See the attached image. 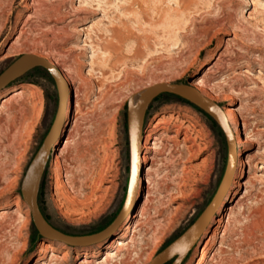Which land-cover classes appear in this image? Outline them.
<instances>
[{
    "label": "rangeland",
    "instance_id": "374dc122",
    "mask_svg": "<svg viewBox=\"0 0 264 264\" xmlns=\"http://www.w3.org/2000/svg\"><path fill=\"white\" fill-rule=\"evenodd\" d=\"M248 1L0 0V73L19 56L35 53L56 60V65L71 80L73 72L66 68L68 64L79 68L84 76L88 71L74 60L80 53L91 56V50L83 45L91 44L94 53H105L100 58L97 54L95 66V78L100 77L102 88L96 92L97 81L88 82L92 89L86 88L88 98L81 102V112L75 118L69 98L65 133L51 151L42 178L38 206L52 228L66 235H89L105 228L119 214L128 192L131 167L129 112L137 93L156 83L190 85L202 78L200 89L219 106L231 104L239 128L252 138L237 152L253 155L256 164L264 159V0H256V7ZM164 12L174 16L175 24L169 30L158 24V15ZM82 27L88 29L87 37L77 32ZM21 28L22 34L16 40ZM10 89H20L21 94L2 107L0 101V211H5L0 215V264H33L45 239L33 225L20 195V183L54 123L59 102L54 81L43 67L27 71L0 94L7 96ZM157 121L170 122V136L180 124L187 128V134L195 138L201 152L184 166L198 167L180 187L181 195L174 198L186 155L179 154L172 163L166 150L165 156H159L154 165L148 161L145 166L155 168L158 176L149 189L151 202L145 204L147 218L123 238L124 247L101 263L107 243L119 236L122 224L110 239L72 247L97 248L94 259L101 264H149L200 216L226 172L225 137L203 110L174 94H160L146 111L143 135H148L147 146H152L153 137L162 131L152 130ZM72 138L79 146L69 144L70 152L65 154L69 161H64L58 148ZM55 156L60 165L65 164L61 165L63 176L68 167L80 185L84 182L89 185L105 157L107 180L103 187L109 188L108 200L92 205L84 216L62 218L58 214L63 201L55 182ZM247 178L245 174L240 182L244 185ZM252 179L254 188L249 190V196L253 201L249 200L247 205L252 211L261 210L252 219L238 212L230 219L224 235L220 227L204 264H264V183ZM85 191H89L88 186ZM146 192L141 189L128 226L139 220ZM244 193L245 187L241 186L235 199ZM226 217L225 208L222 224ZM214 219L182 258L176 256L164 264H193L216 225ZM219 245L221 251L217 250ZM61 252L59 249V257ZM82 257L83 254H77L75 258L71 251L67 260L59 263L79 264ZM43 264L58 263L46 259Z\"/></svg>",
    "mask_w": 264,
    "mask_h": 264
},
{
    "label": "bare ground",
    "instance_id": "6f19581e",
    "mask_svg": "<svg viewBox=\"0 0 264 264\" xmlns=\"http://www.w3.org/2000/svg\"><path fill=\"white\" fill-rule=\"evenodd\" d=\"M248 3L253 7L257 6L256 0H249ZM181 10H182V12H184L185 8L183 7ZM173 17H174L173 15H170L167 12L159 13L158 18H157L158 24L163 27V30H169L171 28V26L173 27V25L175 24L172 22ZM87 30H88L87 28L82 27V28H79L77 32H80V35L85 34V36L87 37L88 36V33L86 32ZM170 32H172V31H170ZM115 33L116 32H114V34ZM20 34H22V28L20 29V31L18 33V37L16 38V40L19 38ZM115 36H116V34H115ZM83 46H85V48L91 50L90 51V52H92V53H90L91 56L88 57L87 53H80L78 55V57L76 56L74 58V60L76 61L77 65L79 64L80 67L84 66V67L88 68V71L86 73V76H84L79 68L76 69V68H74L75 66L73 67L71 64H68L66 66V68L69 70H72V72H73V78L71 80L68 79L69 77H67V75L63 72V70L60 69L56 65L57 64L56 60L52 61L45 56L38 55L35 53H28V54L37 55L39 57L46 59L50 63L51 66L56 68V70H58L62 79L64 80V82L68 86V90L70 93V95L67 98H65V100L61 99L60 103H58L59 108L56 112V117H55L54 123L51 125L49 131L47 132V134H48L51 131V134L48 137V141L52 145V147H54V148L61 142L60 141L61 137H62L63 133H65L64 128H65V122H66L65 120H66V115H67V104H68L69 98L71 100V107L73 109L72 115L75 118L81 112V102L88 98V92H87L86 88L89 90L92 89L91 87H89L88 82L94 81V79L97 81L98 84L94 85L96 92L99 91V88H102V86H103V85L101 86L102 80H100V77L96 76V78H95V72H97L95 70V66H96L97 54H99L98 56L100 58L102 56H105V53H94L93 47L91 46V44H85ZM79 57H80V61H78ZM83 58L84 59L88 58L89 61H84ZM55 61H56V63H55ZM106 66L107 65H105L104 67L108 68ZM100 75L103 76V73ZM102 78H104V77H102ZM202 82H203L202 78L196 79L193 82H190L189 86L196 89L201 95H203L207 99L213 101L212 98L208 94L204 93L200 89ZM74 83L76 84L75 86H73ZM69 84H71L72 86H70ZM165 84H167V83H165ZM146 89L147 88H145L142 92L137 93L136 102L142 97V94ZM19 94H21L20 89H12V90L10 89L7 96L0 94L1 107H2V105H5L6 103H8L11 100V98L17 97ZM58 102H59V99H58ZM220 108H221L222 113L226 118L227 124H228V126L232 132L233 139H234V150H230V153H229L228 147H227V151H228V153H227L228 154V160L226 163L227 164L226 165L227 166V168H226L227 174H226V178L224 181L223 194L221 197L219 194L217 199L215 200L214 207H213V210H212L210 217H208L205 220L203 227H201L198 231V234H197L198 236H197L196 242L206 232L207 228L209 227V225L211 223V220L215 218V214H217V216L213 220V222L216 225L214 224L215 227L212 230L211 235L205 241L203 247L200 250L199 255L197 256V258L195 259L193 264H204L205 263L208 252L212 249V247L214 246V244L216 242V238H217L219 228L220 227L223 228L222 234L224 235L225 231L227 229V226L230 222V219L233 218L234 215H236L238 212H240V214L242 216L245 213L246 215L249 216V218H251V216L253 214H255V213L258 214L259 211L261 210V209H259V211H252V209H250L248 207L247 203L249 200H252V199H250V196H249V190L251 188L252 189L254 188V182L255 181H253L252 178L259 180L260 183H264V159L260 160L259 164H256L255 158L253 155L245 156L240 151L237 152V150L240 149L242 146H246V144H249L250 143L249 139H252V138H250L251 136H248V134L245 132V129L239 128L238 119H237L236 114H235V109H233L231 104H226L224 106H220ZM134 109H135L134 107L131 108L130 117H133L134 111H135ZM144 120H145V118H144ZM169 123L170 122H168V121H157L152 126L153 131L162 130L158 136L153 137L152 146H147L148 135H146V136L143 135V126L141 128L140 136H138L135 139H133L132 137L130 138L132 145L135 143L136 150L133 151V146H131V148H130L131 167H130L129 178H128V181L130 182V189L127 193L128 194L127 202H126L125 207L122 209V213H121V217H120L121 221L118 225V227H119L122 224V229H121L118 237H113V238L111 237L112 239L109 238L110 241L107 243L106 250L102 254L103 260L101 261V263H106L110 258L114 257L116 252L119 249H121L122 247H124L125 241L123 240V238L126 237L127 234H129V233H133V231L135 229H137L138 227H140V224L143 223L142 220H145L147 218V208H146L147 205L145 206V204L148 202H151L150 201L151 196L149 195V189L151 188V185H153L154 182H157V181H155L154 177L158 176L155 168H152V167L147 168L145 166V164L148 161L151 162L152 164L153 163L155 164V162L157 161V158L159 156H161V155L165 156L164 151H166V150L168 152L167 153L168 161H172V163H173V161H175L176 156H178L179 154L183 153L186 155L184 158V161L182 162L183 165L180 169L181 173L179 172L181 175V177L179 176L180 177L179 180L181 182H178L176 184L177 189H176V193L173 195L174 198H178L179 195H181L180 187L187 180L188 175L192 171L196 170L198 167V166H190V167L184 166L185 164H189V162L193 158L198 156L199 153L201 152V149L197 145L195 138H193L189 134H187V128H183L181 124L176 126V130L173 132L174 134L172 136L168 135ZM143 125H144V122H143ZM181 130H184V132L182 134V138L179 139V135L181 133ZM128 138H129V134H128ZM75 142L76 141H74L72 138L70 140L65 141L58 148V154L62 156L61 158L65 159L64 161H66V160L69 161L68 158L66 159V157L68 155L65 156L66 153L69 154L68 152H70L69 144L72 143L73 145H75V148H76V146H79ZM129 147H130V145H129ZM54 148H52V149H54ZM54 158H55L54 162H55V166H56L54 169V173H55V177H56V179H55L56 187L60 191L62 201H63L58 206V210H59L58 214L62 218H70L71 216H74V215L84 216L85 210H87V213H88V209L90 207H92V205L97 206L98 204H100L104 200H108L107 195L109 193V188L103 187V183H105L107 180L106 179L107 170L104 166V158L105 157L103 159H101L102 163L100 165H98V168L95 167L96 168L94 171L95 176L92 177V180L89 183V185H87L85 182L81 183V185L77 183L79 186L76 184L73 172L70 169L67 170L68 167L65 168V170H66V171H64L65 175L63 176L61 165H65V164L60 165L58 160H57V156H55ZM160 161H162V160H160ZM66 164H67V162H66ZM150 166H151V164H150ZM246 168L248 169L247 172L245 170ZM63 169H64V166H63ZM250 171H252V172H250ZM250 173H252L251 174L252 178H250V176H249ZM245 174H248V178H247L246 183H244V185H243L240 182V180H241V178H243L245 176ZM62 178H64V181ZM86 181H88V180H86ZM87 186L89 187V191H85V187H87ZM241 186L245 187V193L243 195H241L240 197H238L237 199H235L236 193L241 188ZM143 188H145L147 190V192H146L147 196L145 199L144 206L140 210V218H138L139 220L135 221L130 226H128V222L132 217V210H133V206L135 205L134 203H136L137 199L140 196V191ZM159 190H160V188H159ZM224 195H225V197H224ZM223 197H224V199H223ZM230 203H232V204L229 205ZM18 204H19V201L17 200L15 202V205L17 206ZM225 208L227 209V217L225 220L226 222L224 224H222L223 210ZM177 210L178 209H176V211ZM39 211H40V209H39ZM29 212H30V210H29ZM4 213H5L4 210L0 211V215H3ZM30 215H31V213H30ZM41 216H42V214H41ZM244 217H246V216L244 215ZM42 218H43V216H42ZM41 237H43L45 240H43L40 243L39 255L36 257V260L33 264H43L46 259H48L49 262H55V263L60 264L59 261H66L67 260V258L69 256V252H71V251L74 252L75 258L77 257V254H83L82 260L79 264H101L94 259L96 253L98 252L97 248L96 249L95 248H92V249H89V248L74 249V248H72V247H77V248L85 247V246H89V245L99 243L101 241H98L95 243H90V244L69 245L66 242L54 239L53 237H51L47 233L44 235H41ZM69 246H71V247H69ZM220 247H221V245L218 246L217 250L221 251ZM59 249L62 250L60 257L57 255V253L59 252ZM183 256L184 255H179L178 258H182ZM214 257H215V253L212 255L211 258L214 259Z\"/></svg>",
    "mask_w": 264,
    "mask_h": 264
},
{
    "label": "water",
    "instance_id": "95a60500",
    "mask_svg": "<svg viewBox=\"0 0 264 264\" xmlns=\"http://www.w3.org/2000/svg\"><path fill=\"white\" fill-rule=\"evenodd\" d=\"M36 67H43L49 71L57 90L59 103L61 99L65 100V98L69 96V90L58 70L51 66L46 59L33 54H23L19 56L0 73V91L6 88V86H8L11 82L21 77L27 71ZM165 93L174 94L197 106L209 116H211V118L219 126L225 137L229 153L230 150H234L233 135L219 105L201 95L196 89L189 86L188 84L156 83L148 87L143 92L142 97L135 103V105L133 106L135 108L133 117H130L131 114L129 112V145L130 148L131 146H133V151L136 150V146L135 143L132 145L130 138L132 137L133 139H135L140 136L141 128L143 126L144 118L149 105L157 96ZM50 134L51 131L43 139L42 143L33 155L20 183V195L22 200L26 203L30 210L34 227L40 235H44L47 233L54 239L66 242L69 245L90 244L102 241L106 238H111L112 235L116 232L121 221L120 217L122 209L126 205L128 194L126 195L123 207L116 218L105 228L93 234L81 236L66 235L49 226L42 218L38 207V193L47 162L51 155V151L53 150L52 148H54L48 141V137L50 136ZM226 174L227 172H225L223 176L217 193L215 194L209 205L205 208V210L200 214V216L191 225H189V227H187L181 235H179L162 250H160L151 259L149 264H164L173 257L185 255L195 245L199 229L203 227L205 220L210 217L215 200L217 199L218 195L220 194L221 197L223 194ZM129 189L130 182L128 184V191Z\"/></svg>",
    "mask_w": 264,
    "mask_h": 264
}]
</instances>
